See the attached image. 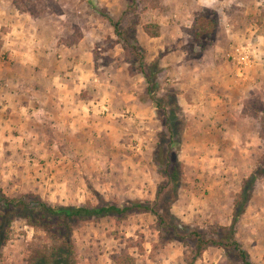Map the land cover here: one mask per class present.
<instances>
[{"label": "rangeland", "instance_id": "1", "mask_svg": "<svg viewBox=\"0 0 264 264\" xmlns=\"http://www.w3.org/2000/svg\"><path fill=\"white\" fill-rule=\"evenodd\" d=\"M16 1L19 12L31 14L40 27L42 42L35 51L50 54L51 65L58 66V88L51 104L40 110L48 117L33 123L35 136L25 139L29 145L40 142L44 152L22 149L19 155L41 160L31 172L43 168L36 171L45 175L44 189L5 191L0 182L2 190L8 196L33 192L53 205L156 202L166 178L153 157L166 129L146 93L147 82L135 55L97 12L103 9L120 21L125 37L138 45L147 63L158 61L162 69L158 94L176 93L180 117L188 123L171 146L182 176L171 208V201L162 199L166 219L184 223L189 234L198 229L207 237L229 227L244 181L264 167V0ZM200 19L208 28L212 19L218 21L212 40L205 32L204 46L193 35ZM147 24L160 26V36L148 35ZM243 59L249 64L245 69L257 65L262 72L258 80H250L253 88L245 85L250 92L239 109L243 116L236 119L230 112L226 75ZM241 79L236 76V84L243 85ZM29 181L40 184L35 176L29 175ZM254 187L236 237L254 264H264V178ZM168 228H160L150 212L93 220L74 232L76 262L191 264L196 240H180ZM51 241L44 231L16 219L0 264H27L35 245ZM237 263L235 253L212 245L194 264Z\"/></svg>", "mask_w": 264, "mask_h": 264}, {"label": "trees", "instance_id": "2", "mask_svg": "<svg viewBox=\"0 0 264 264\" xmlns=\"http://www.w3.org/2000/svg\"><path fill=\"white\" fill-rule=\"evenodd\" d=\"M16 3H18V0ZM133 4H135V0ZM97 12L102 18L112 23L116 34L124 40L125 49L127 51L132 50L131 52L135 55V60L139 65L138 70L146 79V93L153 101L154 109L160 115L162 124L166 129L160 133V140L153 157L166 181L159 186L156 202L136 200L125 205H117L108 201H102L97 205H93L90 202L77 206L53 205L33 192L8 196L0 187V260L3 248L11 239L12 224L19 218L25 220L37 231H44L48 239L52 240L50 245L43 242L35 245L31 250L27 264H77L78 256L74 244V232L76 229L108 215L115 217L122 214L150 212L157 217L160 228L165 230L166 227H169L168 231L177 235L180 240L189 237L196 240L193 251L194 257L191 264H194L212 245L223 248L227 252L235 253L240 260L239 264H254L250 259L248 251L237 240L236 234L239 220L245 214L252 200L254 185L259 178H264V167L257 168L250 177L246 178L242 190L234 203L232 224L229 227H221L219 232L212 231L214 237H207L206 234L204 235L198 229L191 231L189 234L186 232L189 230V227L184 223L167 220L162 211L163 207H161V203L164 199L170 200L171 208L177 197V188L182 176L181 162L177 153L173 152L171 146L175 144L179 131L182 132L188 125L187 120L183 116L180 117L181 108L176 93H170L165 97H160L158 94L162 78V69L158 61L147 63L138 45L131 44L130 37H125V32L120 28V21H115L110 13L103 9H97ZM212 14L217 17L216 12H212ZM205 17H208V15L203 14L202 18ZM199 21L201 25L196 27L193 35L197 43L204 46L207 41L206 39L203 40L205 32L209 31L207 38H211L212 40L216 35L214 32L217 29L216 25L218 21L212 19L209 28L205 21L203 22L201 19ZM144 30L152 37H159L161 34L160 26L154 24L145 25ZM170 191L174 192V195L170 196ZM163 192L164 194H168L170 199L167 196L163 197ZM170 208L168 206V210ZM114 258L117 257L115 256ZM130 260L133 261V258L130 257ZM117 263L124 264L122 261Z\"/></svg>", "mask_w": 264, "mask_h": 264}, {"label": "crops", "instance_id": "3", "mask_svg": "<svg viewBox=\"0 0 264 264\" xmlns=\"http://www.w3.org/2000/svg\"><path fill=\"white\" fill-rule=\"evenodd\" d=\"M19 11L14 0H0V182H3L5 191L9 188L12 192L44 189L42 186L45 185V175L40 176L36 171L43 168L39 167L31 172L41 160L19 155L23 153L22 149L29 153L44 152L41 151L40 142L29 145L25 139L35 136L33 123L43 122L48 117L42 115L40 110L52 100L53 91L58 88L56 81L59 74L58 66L51 65L49 61L50 54L42 56V53L35 51L42 42L38 34L40 27L38 24L34 25L31 14ZM52 59L55 62L56 58ZM250 70L237 66L227 71L226 76L230 79L228 87L231 88L228 89L229 103L232 105L230 112L236 119L243 116L239 109L247 99L245 94L254 87L252 82L258 80L262 72L257 65ZM236 76L246 80L239 81L244 82L243 85L236 84ZM236 90L238 94L235 95ZM41 94L43 99H39ZM251 132L253 131L250 129L249 133ZM256 135L258 137V131ZM29 175L37 177L40 184L37 186L35 182L30 183Z\"/></svg>", "mask_w": 264, "mask_h": 264}, {"label": "built area", "instance_id": "4", "mask_svg": "<svg viewBox=\"0 0 264 264\" xmlns=\"http://www.w3.org/2000/svg\"><path fill=\"white\" fill-rule=\"evenodd\" d=\"M239 52V50H238ZM241 62L239 64H241V66H239L240 68H245V66L249 65L248 62H247V59H243V60H240ZM244 65V66H242Z\"/></svg>", "mask_w": 264, "mask_h": 264}]
</instances>
